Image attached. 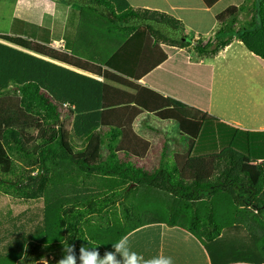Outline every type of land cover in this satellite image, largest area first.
<instances>
[{
	"label": "trees",
	"instance_id": "trees-1",
	"mask_svg": "<svg viewBox=\"0 0 264 264\" xmlns=\"http://www.w3.org/2000/svg\"><path fill=\"white\" fill-rule=\"evenodd\" d=\"M82 1L86 4L82 5V9L97 15L94 21L102 27L98 26L95 38L87 36L85 25L81 26L80 15L70 52L60 53L50 48L47 42L45 45L32 44L22 38L0 35L1 41L89 74L91 72L82 67L91 63L97 66L92 74L101 79L86 78L51 62L0 46V96L5 98L0 100V191L18 198L42 197L46 203V226L40 241L43 249L32 246L30 253L37 252L32 264L57 253L64 255L62 241L73 247L77 264L81 246L94 247L102 258L106 252L115 251L112 244L145 225L143 220L164 219L168 215L169 226L181 227L209 249L213 242H219L217 239L220 237L218 227L211 226L214 210L209 202L221 193L237 207L251 209L256 216H263L264 158H253L249 152L244 155L230 147L218 154L191 157L193 143L186 145L188 149L183 162L180 160L173 166H164L163 162H159L153 171L137 167L126 161L127 157H117L113 144L121 133L110 123L107 127L103 120L107 121L115 110L124 107V102L128 101L127 104L131 105L135 104V100L122 97V91L110 84L124 85L126 80H134L128 59L138 53L146 34L154 36L158 43L178 48L189 47L191 40L185 36L177 41L166 40L159 35L157 30L162 27L174 32L182 28L179 21L163 13L132 8L125 0H120L118 6L112 0ZM203 1L208 8H213L211 2L214 0ZM244 2L239 7L231 5L214 14L217 27L214 41L205 45L196 44L194 51L197 55L214 56L236 39L248 52L264 61V0H251L250 21L236 30L237 16L246 8ZM133 21L146 25L135 27L130 25ZM148 23L155 24L158 29L154 31ZM110 38L113 42H122L116 51L106 42ZM94 39L98 42L92 44L94 47L86 44ZM96 46L101 49L97 54L104 58L101 64L85 61L86 57L82 59L74 54L84 52L86 48L94 55ZM161 57L157 65L164 61L163 53ZM14 92L17 97L12 100L10 95ZM6 103L9 104L7 110ZM59 104H66L82 113L81 119H103L100 124L109 128L108 132L100 134L109 140L107 156H74L73 149L57 126ZM174 104L179 105L178 102ZM85 107L88 112H82ZM194 112L200 115L201 123L213 120L205 113ZM31 115L42 122L35 125L36 134L29 137L25 135L24 126L31 125L26 121V117ZM199 128L200 124L193 132L194 136ZM32 171H36V175L30 176ZM48 173L53 177L45 186L42 176ZM27 181L32 182L33 187ZM139 188H143L148 196H156L155 192H159L173 197L170 205L173 208L151 207L146 198L141 207L134 210L127 200L133 202L134 191ZM52 197L55 202L50 201ZM116 207L121 209V217H116ZM201 210H204L206 218L203 224ZM207 227H211V231Z\"/></svg>",
	"mask_w": 264,
	"mask_h": 264
},
{
	"label": "rangeland",
	"instance_id": "rangeland-1",
	"mask_svg": "<svg viewBox=\"0 0 264 264\" xmlns=\"http://www.w3.org/2000/svg\"><path fill=\"white\" fill-rule=\"evenodd\" d=\"M48 2L49 6L44 7V9L40 8L35 2H30L26 9H22L19 6L15 5L16 15L12 18V12L14 10V0H0V34L3 35H10L9 31H11L12 35L22 34L24 35L23 39L26 38L32 44H40L45 45L44 43H50V48L63 53L64 50L63 45L60 42V46L62 49L61 51L56 49V44L60 41L57 38V35H49V21L50 18L56 19L60 18L64 12V9L67 5L64 4L63 0H45ZM116 6L120 4V0H112ZM129 6L133 5H142V4H157L161 7H164L165 3L163 0H125ZM174 2L175 0H169ZM27 2V1H26ZM130 3V4H129ZM245 3V10L242 14L237 16V21L234 25V28H241L246 25L247 22L250 21L252 16V11L250 9L251 0L244 2ZM75 5V4H73ZM52 6H54L52 8ZM79 6V4H77ZM54 8L57 9L54 10ZM80 10L75 16V20H78V16L81 15V26L85 25V29L88 32L87 36H93L95 38V33H98V26L94 21V17L97 16L94 13L88 12L86 9H82V6H79ZM39 9V10H38ZM82 9V14H81ZM44 10V13H41ZM46 10V15H45ZM52 12V13H51ZM84 15V16H83ZM71 16L70 12H68V17ZM83 16V17H82ZM66 17V15L64 16ZM183 17L192 18L194 16L185 15ZM13 19V20H9ZM59 24V28L64 22L61 18ZM74 21V20H73ZM87 22V23H86ZM44 23V24H43ZM83 23V24H82ZM72 24V23H71ZM78 27V26H76ZM102 27V26H101ZM215 27V31H216ZM77 29V28H76ZM182 29V28H180ZM236 29V30H237ZM66 35L71 36V32L68 29ZM107 36H110L107 34ZM20 37V36H19ZM82 38V34L80 35ZM153 39H150L147 36L145 39L149 40V42L154 40L156 43V50L159 54L162 55L158 44L161 43L151 35ZM190 37L191 44L189 46L191 54H196L194 51V46L196 44H210L214 41V35L210 34L208 40L203 38L202 36H197L192 38ZM189 39V38H188ZM207 40V41H206ZM34 41H38L34 42ZM211 41V42H210ZM107 44H110L111 47L114 46V51H116L122 42H113L110 39L106 40ZM205 43V44H203ZM86 44H98V42L94 39L90 43ZM49 45V44H48ZM109 45V47H110ZM4 48L9 49V47L5 45H0ZM150 46V45H149ZM87 47V46H85ZM94 47V46H92ZM99 46H96L94 55H91L89 49L85 50L84 52L78 51L76 54L85 61H91L94 63H102L104 58L98 55L97 53L100 52L98 49ZM151 48V47H150ZM92 49V48H91ZM22 52V51H18ZM23 53V52H22ZM84 56H81V55ZM161 55L156 56L157 62L162 57ZM101 58H96V57ZM141 54L135 53L131 57H129L128 61L130 62V69L131 75L134 76V80H126L124 82L125 86L118 87L117 85H113L110 83L111 86L119 88L122 91V97H128L130 100L134 99L135 104L128 105V101L124 104L125 106L119 110H115L116 112L112 113L111 116L106 120H103L108 127V123H110L113 127L117 128L118 131L121 133L118 137V140L113 144L115 150H113L118 158L124 159L123 157H127L126 161L132 162L137 167H141L146 171H153L159 162H163L164 166L169 165L173 166L175 162H180V160L184 159L185 154L183 155L180 150V143L182 141H186L187 145L190 143L195 144L197 140L199 141V145H204V139H200L199 133L203 127L209 128L210 124H206V122L215 121L208 120L203 123L200 122V115L195 113L191 108L179 103V105L174 104L175 100L164 97L161 94L157 93L156 91H151V94L146 90V88L142 87L138 92L131 91L129 83L130 81H139L141 78L140 75H144L146 72L150 71L151 66L149 69L147 68L144 71V68L140 71V62ZM208 57V58H207ZM212 56L206 55L207 60L211 59ZM89 61V62H90ZM100 61V62H99ZM80 65H82L80 63ZM160 65V64H159ZM158 66V65H157ZM62 67V66H61ZM148 67V65L146 66ZM156 67V66H155ZM85 70L91 72V74L96 72L97 66L93 64H83ZM68 69V68H67ZM71 70V69H68ZM78 70V69H76ZM72 72L79 74L86 78H93L95 75H91L89 73H77L73 70ZM143 77V76H141ZM136 79V80H135ZM98 80V79H96ZM165 78L160 80V82L165 83ZM101 81V80H100ZM109 85V86H110ZM136 87V86H135ZM140 87V86H139ZM15 93V92H14ZM157 94V97L152 96V94ZM234 93V92H233ZM234 95V94H233ZM17 97V94L10 95V98ZM4 96H0V100H4ZM231 100L238 101V105H243L240 102V98L238 94L234 96ZM130 102V101H129ZM181 104V105H180ZM6 105V110L7 106ZM59 106V120H58V127L61 129V134L67 144L73 149L72 152L74 156L81 157V156H95L101 155L103 157L108 155V148L106 147L109 140L105 139L103 135L104 132H108L109 128L105 125L103 126L100 124L101 120L91 118H82L79 112L74 111L73 107H69L66 104L58 105ZM14 109V107L12 108ZM88 112V109L85 107V111ZM12 114V112H10ZM95 116V115H94ZM97 118V117H96ZM31 122V125L24 126L25 128V135L32 137L36 134L37 129H35V125L41 124V120L36 118L34 115L27 116L26 121ZM34 124V125H33ZM198 124H200V128L198 129V133L194 136L195 130L197 129ZM188 129V132L185 130ZM183 134H182V133ZM185 134H188L187 138L185 139ZM100 135V136H99ZM246 135L248 133H244L245 139L242 140L241 136L238 138V144L240 147L239 149H235L237 152L246 155L248 152L250 156L256 158L257 155H264V145H260L259 149L252 151L250 149V145L248 143H244L246 141ZM184 136V140L183 137ZM194 138V139H193ZM249 142V139H247ZM243 144V145H242ZM234 149L233 147H231ZM246 150V151H244ZM218 154L213 153L211 155ZM260 162L263 160H259ZM28 171V169H27ZM36 175V171H32L30 176ZM45 179V186L48 185L49 179L53 177V174L48 173L47 175L43 176ZM30 187H33L32 182H26ZM50 184V183H49ZM104 192V191H103ZM157 195H150L148 196L143 188H139L134 191L135 199L127 200V204H130L134 210H138L141 207V203L144 202V199L148 198V204L151 207H164L165 209L170 210L169 207L173 202V197L155 192ZM223 193L216 195V198H213L212 201L209 203L213 206L214 210V221L212 222L211 226H217L220 232V235L225 234L227 237L229 235L234 234V229H231L232 226H238L237 228V239L241 242L247 243L246 240V231L248 226L244 220L246 218H251L252 226L254 227L251 229L253 232H257L259 230L264 231V221H259L257 217H254V212L250 210H244L242 208L237 207L230 198H225L222 195ZM154 196V197H153ZM131 198V197H130ZM55 200L52 197L51 202ZM90 200V199H89ZM176 202V201H175ZM48 203V202H47ZM126 204V206H128ZM173 208V207H172ZM46 209L45 200L42 197L38 199H25V198H18L9 194H5L0 191V264H32V259L37 254V252L30 253L32 246H38L40 250L43 249V244L40 242L41 238L44 235L45 231V221H44V213ZM117 216L121 217V209L116 207ZM114 211V212H115ZM205 212L201 210V224L206 221L204 218ZM169 216V215H168ZM168 216L165 217L163 220L165 223L168 221ZM256 216V215H255ZM111 217V216H110ZM112 218V217H111ZM182 218V217H181ZM150 220V219H149ZM149 220H143L146 223ZM250 220V219H249ZM179 222V220H176ZM257 222V223H256ZM103 224V223H102ZM208 226V225H207ZM102 227V226H101ZM179 227V226H177ZM181 228V227H180ZM200 229V227H199ZM208 231H211V227H207ZM236 230V229H235ZM140 233L137 237L135 236L130 242V249L135 251L138 255L142 256L145 261L150 260L157 255L148 257L146 252V247L140 243ZM143 235H145L143 233ZM149 236V234H148ZM247 237H249L247 235ZM250 238V237H249ZM254 239V238H253ZM258 241H263L264 243V235H259ZM62 253H57L56 255L49 256L48 259L37 261L43 262L44 264H58V261L62 259ZM264 255V254H263ZM261 253L257 252L256 258H260ZM36 262V263H37ZM35 264V263H33Z\"/></svg>",
	"mask_w": 264,
	"mask_h": 264
},
{
	"label": "crops",
	"instance_id": "crops-1",
	"mask_svg": "<svg viewBox=\"0 0 264 264\" xmlns=\"http://www.w3.org/2000/svg\"><path fill=\"white\" fill-rule=\"evenodd\" d=\"M63 1L67 5L63 14L58 19L56 17L54 19L50 18L48 28L50 30L49 35H57L58 40H60L55 47L58 48L61 42L64 50L70 52L69 49L75 42L76 30H78V24L80 23V16H78L77 21L75 16L80 10L79 6H86V4L82 0ZM163 1L165 3L164 7L157 4H142L130 7L157 11L179 21L182 24V29L176 32L165 27L157 30L158 27L155 24L148 23L164 39L176 41L180 40L182 36L189 39L190 37L202 36L208 40L210 34L214 35L215 32L216 21L214 14L231 5L239 7L244 2V0H214L211 2L213 8H208L203 0ZM30 2H35L39 9L49 6L45 0H14V10L11 17L16 19L14 17L16 15L15 5L26 9ZM54 10L57 11L56 8ZM68 12L71 14L69 17ZM41 13H44V10ZM65 15L66 17H64ZM185 15L194 17L188 19L183 17ZM61 18L64 22L59 28V23L62 22ZM130 25L145 27L146 24L133 21ZM68 29L71 32V36L66 35ZM9 33L10 35L4 36L22 39L24 37L22 34L14 36L11 31ZM146 36L153 39L149 33ZM34 42L39 43L38 41ZM156 43L154 40L152 42L147 39L143 40L142 47L138 50L141 54V59L139 60L140 71L143 68L145 71L150 66L151 69L144 75H140L141 79L139 81H130L131 83H129L128 87L132 89L131 91L134 90L136 92L142 87L146 88L148 92L150 91V94L151 91H156L164 97H169L191 108L193 111L202 112L214 118L215 121L206 122V124H210L209 128L205 126L201 129L198 136H200L201 140L205 138L204 145H199L200 140H197L192 147L191 157H202L219 153L226 147L239 149L238 138L241 136V139L244 140V133H248L244 143H248L252 151L259 149L260 145H264L263 60L248 52L242 43L236 39H233L228 46L209 60H207L208 57L206 58V56L191 54L189 47L178 48L166 43H159L158 47L161 53L165 55V59L157 66L156 56L161 54L156 50ZM0 45H5L11 50L22 51L36 59L51 62L77 73H83L1 40ZM147 65L148 67H146ZM85 75L88 76V74ZM162 76L166 79L165 83L160 82ZM93 78L101 80L95 76ZM112 84L114 85V83ZM115 85L118 87L125 86V84ZM237 94L243 104L241 107L238 105L240 104L238 101L234 102L231 100ZM152 96L157 97V94L153 93ZM185 131L188 132V129ZM187 135L185 134L184 136L187 138ZM184 136H182L183 140ZM247 139H249V142ZM180 143H182L180 150L183 155H186L187 142L181 140ZM257 157L264 158V155H257ZM254 217H257L259 221H264V215ZM244 222L248 226L246 233L250 237L246 235L247 243L237 239L238 226L235 227L234 225L231 227V229H234L233 235L227 237L225 234H221L217 239L219 242H213L209 249L191 233L180 227L169 226L162 218L148 221L145 225L130 232L125 238L129 241L130 247L131 240L142 233L139 239L140 243L146 247L148 257L154 255L170 257L173 264H264V243L263 241H258L259 235L263 236L264 231L253 232L251 230L254 228L252 226L253 222L249 217ZM209 250L210 252H208ZM257 252L261 253L260 258H256ZM116 258L117 260L120 259L119 254H116Z\"/></svg>",
	"mask_w": 264,
	"mask_h": 264
},
{
	"label": "clouds",
	"instance_id": "clouds-1",
	"mask_svg": "<svg viewBox=\"0 0 264 264\" xmlns=\"http://www.w3.org/2000/svg\"><path fill=\"white\" fill-rule=\"evenodd\" d=\"M62 243L64 244V255L58 264H77V256L73 247L66 241H62ZM112 246L115 251L106 252L102 258L94 247L90 249L81 246L78 257L79 264H173L172 258L165 256H157L145 261L142 256L130 249L129 241L123 237ZM116 254H119V260H117Z\"/></svg>",
	"mask_w": 264,
	"mask_h": 264
},
{
	"label": "built area",
	"instance_id": "built-area-1",
	"mask_svg": "<svg viewBox=\"0 0 264 264\" xmlns=\"http://www.w3.org/2000/svg\"><path fill=\"white\" fill-rule=\"evenodd\" d=\"M56 49L59 50V51H61L62 48H61V47H58V48H56Z\"/></svg>",
	"mask_w": 264,
	"mask_h": 264
},
{
	"label": "water",
	"instance_id": "water-1",
	"mask_svg": "<svg viewBox=\"0 0 264 264\" xmlns=\"http://www.w3.org/2000/svg\"><path fill=\"white\" fill-rule=\"evenodd\" d=\"M35 264H44L43 262H37V263H35Z\"/></svg>",
	"mask_w": 264,
	"mask_h": 264
}]
</instances>
